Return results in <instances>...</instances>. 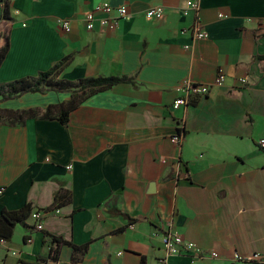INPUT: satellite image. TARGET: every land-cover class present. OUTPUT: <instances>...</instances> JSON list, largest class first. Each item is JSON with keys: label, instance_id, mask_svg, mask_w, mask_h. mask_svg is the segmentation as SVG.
I'll list each match as a JSON object with an SVG mask.
<instances>
[{"label": "crops", "instance_id": "1", "mask_svg": "<svg viewBox=\"0 0 264 264\" xmlns=\"http://www.w3.org/2000/svg\"><path fill=\"white\" fill-rule=\"evenodd\" d=\"M188 1H11L0 83L37 77L63 60L59 80L131 81L91 95L67 126L43 117L0 125V214L33 204L44 224L43 231L32 219V228L18 225L0 244V264L49 255L57 244L47 233L88 245L63 246L56 264H192L167 257L169 229L218 252L198 264H264V0H193L201 8L185 16ZM104 3L127 6L130 17L114 30H88L86 14ZM153 7L164 9L161 19L147 18ZM60 19L71 20V32ZM197 20L207 38L193 37ZM221 68L224 87L214 85ZM187 80L210 90L174 110ZM71 99L65 91L26 93L0 101V114ZM177 133L180 144L172 142ZM61 189L69 199L51 209ZM254 253L262 260L235 258Z\"/></svg>", "mask_w": 264, "mask_h": 264}, {"label": "trees", "instance_id": "2", "mask_svg": "<svg viewBox=\"0 0 264 264\" xmlns=\"http://www.w3.org/2000/svg\"><path fill=\"white\" fill-rule=\"evenodd\" d=\"M12 0H0V67L5 61L10 51V34L13 17L11 15L10 3ZM65 63V60L59 62L54 68L46 72H41L37 77H27L8 83H0V101H7L21 97L26 93H43L49 90L59 92H71L72 99L66 103L50 106L46 110H27L15 112L5 117L0 114V125L6 120L10 124L24 123L28 118L43 117L45 119H59L64 125H68L71 112L77 109L91 95L98 91H103L117 84L130 82L131 79L123 78H88L80 80L77 83L58 79V71ZM69 199L68 191L61 189L56 193L55 203L51 209H56ZM33 204H27L19 210H3L0 214V241H11L14 237L15 228L22 225L26 228H32L28 225L29 220L35 210ZM57 248H51L49 255L41 254L34 261H28L26 264H51L57 263L60 258L61 249L65 245H71L76 252H84L88 245L76 246L69 243L62 237L46 234Z\"/></svg>", "mask_w": 264, "mask_h": 264}, {"label": "built area", "instance_id": "3", "mask_svg": "<svg viewBox=\"0 0 264 264\" xmlns=\"http://www.w3.org/2000/svg\"><path fill=\"white\" fill-rule=\"evenodd\" d=\"M200 3L198 1L189 0L186 7L183 10L185 16L190 14V11L200 10ZM164 15V9L162 7H153L146 12V16L149 19H161ZM100 16V17H99ZM130 17V11L127 6L114 7L109 3H104L97 6L93 11L86 14L85 22L88 30H94L98 27L109 28L114 30L117 28L120 21L128 19ZM60 27L67 33L72 30V22L68 19L58 20ZM192 34L195 39H204L208 37L206 27L201 20H197L192 27ZM227 79V72L224 68H221L218 72L217 78L214 82L215 86L224 87ZM240 85L245 86L248 84L247 77L238 78ZM209 84L199 83L192 80L185 81L179 88L178 97L174 101L172 107L174 110H178L181 107L188 106L202 96L207 95L210 90ZM182 133H177L172 136V142L174 144H180L182 141ZM260 146L264 149V139L260 141ZM71 168V166L69 167ZM3 190H0V194ZM59 213V211L57 210ZM31 219L35 222V228L38 231H43V212L35 210L31 216ZM5 241H0L3 244ZM162 243L164 246L167 257L172 255H184L191 260L192 264H198L204 258H218L219 254L216 251H207L200 248L194 242L186 241L183 236L173 229H169L162 236ZM235 258L242 262L261 261L263 256L261 253H254L250 255L236 254Z\"/></svg>", "mask_w": 264, "mask_h": 264}]
</instances>
